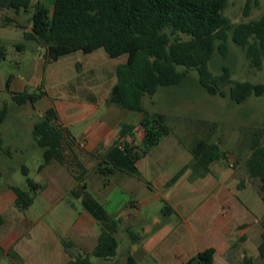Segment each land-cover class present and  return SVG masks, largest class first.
Segmentation results:
<instances>
[{
    "label": "trees",
    "instance_id": "1",
    "mask_svg": "<svg viewBox=\"0 0 264 264\" xmlns=\"http://www.w3.org/2000/svg\"><path fill=\"white\" fill-rule=\"evenodd\" d=\"M31 5L32 0H0V11H12L18 15L28 12ZM226 5L227 0H52L51 10L35 5L30 15V32L25 36L46 48L47 61H55L76 51L91 53L98 49L109 58L125 57V61L115 68L116 83L106 103L142 113L140 127L143 137L139 146L123 141L133 127L122 126L118 140L101 157L100 166H109L105 169L107 173L118 170L135 177L139 175L138 160L171 134L165 115L146 111L142 106L143 98L153 97L160 87L179 85L188 71L197 72L198 84L207 94L229 97L236 104L264 94V83L232 80L226 66L219 75H213L208 69L214 52L222 57L227 55L229 40L243 49L252 67L260 69L262 66L264 14L254 20L233 24L224 15ZM256 5V0H245L243 16H248L252 6ZM4 21L11 20L5 17ZM22 48L17 46L19 50ZM4 58L5 48L0 44V62ZM10 80L11 76L7 83ZM43 95L11 93V99L18 106L29 104L34 107ZM7 113V106L3 105L0 125ZM31 137L42 152L43 162L38 170L51 161L65 165L63 129L53 107L45 110L33 124ZM184 147L191 156L194 175L209 173L210 165L223 156L219 146L209 137L197 138ZM251 148L247 171L250 177L259 180L261 189L264 186V146L256 134ZM21 171L26 189L9 186L15 195L14 206L18 211L27 209L33 203V195L40 189V185L28 177L25 167ZM183 171L180 170L168 184H173ZM166 210L171 212L168 206H164L162 211ZM260 225L262 233L257 253L264 260V217ZM128 233L132 241L137 239V234ZM62 244L69 258L66 264H91V257L103 260L115 257L118 242L101 229L97 244L89 253L75 255L70 251L73 246L70 241L63 240ZM214 253V248H206L184 264H213ZM244 262L246 264L247 260ZM126 264H136L129 252Z\"/></svg>",
    "mask_w": 264,
    "mask_h": 264
},
{
    "label": "rangeland",
    "instance_id": "2",
    "mask_svg": "<svg viewBox=\"0 0 264 264\" xmlns=\"http://www.w3.org/2000/svg\"><path fill=\"white\" fill-rule=\"evenodd\" d=\"M257 5L252 6L248 16H243V6L245 0H227L224 9L225 17L233 24L246 22L259 18L264 14V0H256ZM51 10L52 0H32V5L26 13L14 15L12 11H0V44L5 48V58L0 62V108L7 106L9 118L0 125V187L6 188L12 185L20 189H26L25 176L22 174V167L28 171V177L32 180L40 181L38 167L42 164L41 150L32 145L26 129L21 122H26V118L15 116L14 113H42V109L50 102L74 101L81 98L78 93H70V88L77 85L83 87L90 82L94 76L98 79L94 85L100 91L105 90L104 83L107 79V73L103 76L92 73H84L76 77L73 63L77 62L79 66L86 68L92 67L98 72L100 65L114 64L118 58H109L102 49L91 53L76 51L63 55L55 61H47L46 48L36 44L26 38V33L30 32V15L34 11L35 5ZM7 17L11 21L5 22ZM186 39L185 36H181ZM23 46L21 50L17 46ZM124 57V56H122ZM226 66L231 75V79L239 82H250L252 84L264 83V57L260 69L252 67L245 57L244 51L236 46L230 40L228 41V53L225 57L214 52L208 62V69L213 75H219L222 67ZM183 70L182 67L178 68ZM11 76L9 83L8 79ZM95 78V77H94ZM198 75L195 70L188 71L187 77L179 85L172 87H160L153 97L145 96L142 106L149 113H161L166 117V124L171 129V134L164 137L161 142L152 149L146 157L144 164L154 158H165L172 155V162L165 168L164 176L171 174L179 167L181 162H185L181 156L173 157L178 151L173 150L178 143L182 146L190 145L197 138L209 137L211 142L217 144L223 154L222 158L213 162L211 167V181L215 179L223 180L225 186L232 192L231 199H236L242 206L248 209V212L239 211L237 213L230 209L223 214L224 237L230 239L231 248L229 256L234 259L235 264H244L243 257L255 256L264 264V260L259 258L256 246L259 242L260 229L259 221L252 225L245 235L244 240L237 236L242 231L236 232L235 225L239 222H249L260 218L264 211V186L260 189V182L257 178L250 177L247 171L246 162L250 157L253 144V136H259L261 144L264 146V94L260 97H249L240 104H236L229 97L221 98L217 95L212 96L205 92L198 84ZM56 89L62 90V93L56 95ZM226 90L228 87L225 88ZM26 92L28 94H45L40 102L31 107L29 104L18 106L11 99V93ZM109 97V96H108ZM127 113L124 119L126 122L134 124L138 120V112ZM72 133V132H71ZM74 138L76 134L72 133ZM12 145V148L7 146ZM172 149V150H170ZM68 162V161H67ZM190 180L194 178V171L188 167ZM5 174V175H4ZM152 180L155 183V175L152 173ZM191 182L183 183L184 188H189ZM49 189V188H48ZM42 194L33 195V203L26 210L25 215L29 220L35 223L31 229L30 245L34 247L36 253L31 257L39 258L38 261H30L29 264H64L66 258L58 260L57 252L61 253L62 248L59 239H66L67 231L70 229L73 220L78 213L82 211L79 202L71 195L67 194L63 199L55 200L48 198V191ZM173 190V189H172ZM164 192L155 185V190L149 195L157 199L143 207V212L147 211L151 215H159L164 203L159 201L160 196L166 194L170 198L171 191ZM174 193V192H173ZM259 193V194H258ZM261 198H260V196ZM175 193L170 200L176 205ZM111 204L108 205V211H115L123 204V200L128 203V197L113 193L110 195ZM190 202L179 206V210L189 223L195 218L199 209L203 208V201H209L203 195L198 194L190 198ZM205 201V202H206ZM220 209H216L218 213ZM240 210V209H239ZM22 214V213H21ZM264 217V215H263ZM179 218L172 217L168 223L167 230L177 231ZM131 230L141 236L138 228L139 223L133 224ZM137 226V227H136ZM69 227V228H68ZM69 232V231H68ZM194 239H198V245L203 249L201 240L212 242L214 239L206 233L192 231ZM197 233L199 234L198 238ZM118 240L117 255L124 246H127L132 240L128 231L116 236ZM56 242V244H55ZM233 243V244H232ZM39 249V251H38ZM70 251L76 252L74 246ZM174 251L168 249L167 255L173 256ZM82 254V253H81ZM121 257L116 260L102 261L100 258L91 257V264H121ZM223 257H215V264H224ZM27 263V264H28ZM0 264H10L6 257H0ZM142 264H146L145 262ZM152 264H159L153 263Z\"/></svg>",
    "mask_w": 264,
    "mask_h": 264
},
{
    "label": "crops",
    "instance_id": "3",
    "mask_svg": "<svg viewBox=\"0 0 264 264\" xmlns=\"http://www.w3.org/2000/svg\"><path fill=\"white\" fill-rule=\"evenodd\" d=\"M124 61L125 57H119L114 64L100 65L98 66V72L92 67L79 66L75 62L73 67L77 78L87 72L94 75L98 73L101 76L106 72L105 90L100 91L98 88L95 89L94 85L89 84L98 82V79L94 76L95 78L93 77L83 87L77 85L75 88H70V93H78L82 95L81 98L59 103L57 101L50 102L46 107L41 108L42 113H14L13 118L22 116L27 119L26 122H21V124L29 134L34 146L36 144L31 137L32 126L48 108H54L57 122L63 129L65 165L51 161L41 170H37L40 181H33L40 185V189L36 191V194H42L49 188L47 197L51 200H60L67 194H71L79 202L82 211L78 213L71 226H69V232L67 231L69 234H67L66 239H63L73 244L76 252H71L75 255L91 252L97 244L101 229L113 235L117 240L116 236L125 231H132L131 229L135 227L133 224L139 223L141 226L138 228L141 231V236L135 233L137 239L135 241L131 240L127 246L120 249L118 255L116 252L115 257L109 260H101L112 262L120 256L121 264H126V254L129 252L136 264L144 262L146 264H152V262L184 264L198 252L212 247L215 250L213 264H215V257L218 256L223 257L224 264H235L234 259L228 254L229 249L234 244L231 245L230 239L224 237L225 232L221 217L230 209L237 213L239 211L248 212V209L236 199L232 201V192L225 186L223 180L215 179L211 181L209 179L212 173L211 167H209V173H197L194 175L193 180H190L187 175L188 167L192 168V159L184 146L178 143L177 147L173 148L177 151L179 150L178 146L181 148L180 153L177 152L173 157L181 156L185 162H181L179 167L168 177L164 176L165 168L168 163L172 162V155H170L171 158H169V155L165 158H154L146 165L144 164L146 157L163 138L145 157L138 160L136 168L139 175L137 177L118 170L107 173L105 169H109V166L103 165V168L100 166L102 155L118 140L122 126L133 127L131 133L122 138L123 141L139 146L143 137V130L140 127L142 113L138 112L137 122L131 124L124 120L127 113H122L121 110L123 109L106 103L110 90L116 83L115 68ZM55 92L58 95L62 93V90L56 89ZM44 97L45 94L35 102L34 106ZM7 118H9L8 113L5 121ZM71 132L76 134L77 138H74ZM81 141L84 142L83 147L78 145ZM7 147L8 149L12 148V145ZM182 169H184L183 173L173 184L169 185V181ZM152 173L155 175V183L151 178ZM0 174L2 176L1 172ZM185 181L191 182L192 185L184 190L182 187ZM155 185L166 193L173 189L170 198L167 194L158 198L159 201L164 203V206L171 209V212L167 210L163 212V207L159 215H151L147 211L143 212V207L157 199L149 195L155 190ZM9 186L12 185H7L6 188L0 187V257H6L10 264H27L34 260L39 262V258L31 257L36 251L29 243L31 229L35 226V223L23 215L30 206L24 211H18L14 206L15 195L9 189ZM113 193L128 197V203L123 200L120 208L109 212L108 205L112 202L110 195ZM175 193L178 194V197L175 198L176 205L170 200L171 197L175 196ZM198 194L203 195L209 201L204 200L202 202L203 208L196 211L195 218L189 223L181 214L179 206L187 205L190 202L189 199L196 197ZM216 209H220L218 213ZM263 215L264 211L261 213L260 218H254L255 220L249 222L236 223L235 231H242L237 236H241L240 238L244 240L243 235L246 231L259 221L260 229H257V232L259 233L260 242L262 233L260 222ZM173 216L180 219L176 227L177 231L171 229L164 233ZM194 230L206 233L214 241L207 242L203 238V241L201 240L203 249L201 250L198 248V239H194L192 233ZM198 236L197 233L195 237L198 238ZM63 240L59 239L62 251L61 253L57 252L58 256L55 258L58 260L66 258V262H64L66 264L69 258L63 248ZM169 248L174 251L172 257L167 255ZM259 258L261 257L259 256ZM245 259L247 260L246 264H261L255 256L245 257L244 255L243 261Z\"/></svg>",
    "mask_w": 264,
    "mask_h": 264
},
{
    "label": "built area",
    "instance_id": "4",
    "mask_svg": "<svg viewBox=\"0 0 264 264\" xmlns=\"http://www.w3.org/2000/svg\"><path fill=\"white\" fill-rule=\"evenodd\" d=\"M79 147H83L84 146V142L83 141H81V142H79Z\"/></svg>",
    "mask_w": 264,
    "mask_h": 264
}]
</instances>
